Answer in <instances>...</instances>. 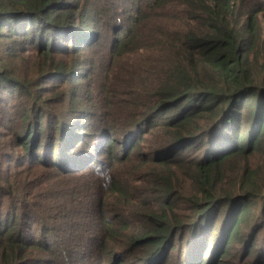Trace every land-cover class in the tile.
Instances as JSON below:
<instances>
[{"label": "trees", "instance_id": "trees-1", "mask_svg": "<svg viewBox=\"0 0 264 264\" xmlns=\"http://www.w3.org/2000/svg\"><path fill=\"white\" fill-rule=\"evenodd\" d=\"M234 261L264 264V0H0V264Z\"/></svg>", "mask_w": 264, "mask_h": 264}, {"label": "rangeland", "instance_id": "rangeland-1", "mask_svg": "<svg viewBox=\"0 0 264 264\" xmlns=\"http://www.w3.org/2000/svg\"><path fill=\"white\" fill-rule=\"evenodd\" d=\"M223 258H224V260H226V261H228V260H229V258H228V257H226V256H224ZM233 264H238V261H234V263H233Z\"/></svg>", "mask_w": 264, "mask_h": 264}]
</instances>
